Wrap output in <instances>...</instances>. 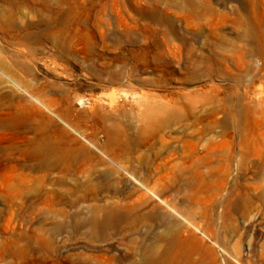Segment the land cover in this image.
Here are the masks:
<instances>
[{
  "label": "rangeland",
  "instance_id": "rangeland-1",
  "mask_svg": "<svg viewBox=\"0 0 264 264\" xmlns=\"http://www.w3.org/2000/svg\"><path fill=\"white\" fill-rule=\"evenodd\" d=\"M169 253L264 264V0H0V264Z\"/></svg>",
  "mask_w": 264,
  "mask_h": 264
},
{
  "label": "bare ground",
  "instance_id": "bare-ground-1",
  "mask_svg": "<svg viewBox=\"0 0 264 264\" xmlns=\"http://www.w3.org/2000/svg\"><path fill=\"white\" fill-rule=\"evenodd\" d=\"M250 32V31H249ZM252 32V31H251ZM257 41V40H256ZM263 42V41H262ZM258 44V43H257ZM259 45V44H258ZM262 49V48H261ZM258 50H260V49H258ZM174 114V113H173ZM181 114V113H180ZM172 115V114H171ZM183 117V116H182ZM166 118H167V120H169L170 118H173L172 116L169 118V117H167L166 116ZM166 118H165V120H166ZM175 118H176V116H175ZM179 118V117H178ZM164 120V121H165ZM163 121V122H164ZM170 121V120H169ZM172 122H174L173 121V119L171 120ZM170 121V122H171ZM178 121V120H177ZM177 121H175V122H177ZM170 122H168V123H165L166 125H168V124H170ZM171 122V123H172ZM178 123V122H177ZM162 124V123H161ZM160 124V125H161ZM165 124H162V125H165ZM146 126V125H145ZM144 126V127H145ZM169 126V125H168ZM165 127H167V126H165ZM160 129V128H159ZM163 129H164V126H163ZM166 129V128H165ZM144 132H146V130L144 131ZM242 145V144H241ZM141 146V145H140ZM133 147H134V145H133ZM132 147V148H133ZM51 155V157L53 156L52 154H50ZM50 157V156H49ZM49 157H47V158H49ZM51 159V158H50ZM52 159H53V157H52ZM48 161H49V159H48ZM51 164V163H50ZM53 166V165H52ZM51 166V168L53 169V167ZM48 168H50V167H48ZM50 168V169H51ZM139 182V181H138ZM150 183V182H149ZM143 184V183H142ZM144 185V184H143ZM156 185V184H155ZM158 185V184H157ZM141 186V185H140ZM156 187V186H155ZM144 188V190H146L147 191V187H143ZM148 192H150V190H148ZM151 194H152V196L153 197H155L157 200H158V196H157V193L155 194V191H151L150 192ZM139 197H140V195H139ZM152 197V198H153ZM161 199V198H160ZM165 200V199H164ZM163 202V201H162ZM163 205H165V203H163ZM152 206V205H151ZM111 219V218H113V214H109L108 216H107V219ZM151 219H154V218H151ZM140 220H142V219H140ZM144 221V220H143ZM150 221V220H149ZM153 221V220H152ZM165 222V221H164ZM140 223V222H139ZM168 227V226H167ZM173 227V226H172ZM171 231V230H170ZM166 232V231H165ZM164 232V233H165ZM93 233V232H92ZM170 233V232H169ZM165 237V236H164ZM167 237V236H166ZM171 247H172V245H171ZM170 247V248H171ZM172 249V248H171ZM144 252V251H143ZM143 254V253H142ZM144 255V254H143ZM149 255V254H148ZM153 255V254H152ZM149 257V256H148ZM152 257V256H151ZM141 259V258H140ZM214 259V258H213ZM142 260H145V262L147 263V264H192L191 262H189L187 259V261L185 262L182 258H177L176 257V255L175 254H173V253H169V254H167L166 256H165V258H142ZM192 260V262H193V260H195L194 258L193 259H191ZM212 260V259H211ZM215 260V259H214ZM221 260V259H220ZM216 261V260H215ZM214 261V262H215ZM195 262V261H194ZM193 262V263H194ZM201 262V261H200ZM211 262V261H210ZM141 264V263H140ZM145 264V263H144ZM199 264H201V263H199ZM213 264H215V263H213ZM216 264H218V263H216ZM226 264V263H225Z\"/></svg>",
  "mask_w": 264,
  "mask_h": 264
}]
</instances>
